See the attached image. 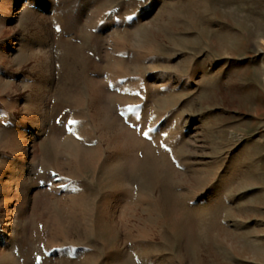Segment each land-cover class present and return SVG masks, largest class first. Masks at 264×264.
Listing matches in <instances>:
<instances>
[{
  "label": "rangeland",
  "instance_id": "obj_1",
  "mask_svg": "<svg viewBox=\"0 0 264 264\" xmlns=\"http://www.w3.org/2000/svg\"><path fill=\"white\" fill-rule=\"evenodd\" d=\"M0 264H264V0H0Z\"/></svg>",
  "mask_w": 264,
  "mask_h": 264
},
{
  "label": "snow or ice",
  "instance_id": "obj_2",
  "mask_svg": "<svg viewBox=\"0 0 264 264\" xmlns=\"http://www.w3.org/2000/svg\"><path fill=\"white\" fill-rule=\"evenodd\" d=\"M141 3H145V0H140ZM128 19H132V17H128ZM145 135L147 136V133H145ZM53 177L55 178V174L53 173Z\"/></svg>",
  "mask_w": 264,
  "mask_h": 264
}]
</instances>
